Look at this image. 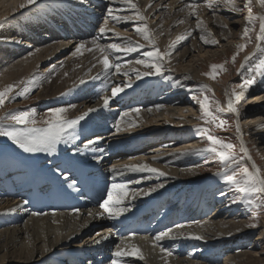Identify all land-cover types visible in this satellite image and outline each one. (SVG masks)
Segmentation results:
<instances>
[{
    "label": "bare ground",
    "instance_id": "1",
    "mask_svg": "<svg viewBox=\"0 0 264 264\" xmlns=\"http://www.w3.org/2000/svg\"><path fill=\"white\" fill-rule=\"evenodd\" d=\"M10 1L13 5H9ZM60 1L69 4L71 14L75 16L79 14L83 18V21L84 18H87L84 21L87 27L93 24L92 19L95 18L92 17L96 16L89 13L91 20H88L90 17L87 13L96 8L102 11L106 5L107 8L113 9V12L118 13L121 10H125L132 13H130L131 15L129 14L130 16L127 14L128 12L125 13L127 16H134V11L129 9L127 5L122 4L121 0ZM108 1L109 4H107ZM180 1H183L181 5L178 3ZM200 1L195 0L199 7L196 15L192 16L189 15L190 10L186 7L192 0H171L167 4L166 0H151L150 7H148L150 0H133V3L141 9L147 19L148 14L151 12H156L158 15L155 21L156 26H152L153 29H151L156 31V34H153L156 37L158 34L163 33L162 36L160 35L162 40L159 39L158 42L156 41V37H154L155 42L161 50L165 49L172 41H176L178 36L191 32V35L186 40L178 41L175 47L170 50V54L164 58L163 73H169V75L168 81H165L163 84L154 82L160 76H145L137 80L136 73L129 70L128 62H130L131 69L139 71L146 70L143 65L135 63L137 59L143 58V54L139 53H129L123 57L119 56L121 57L120 62L116 61L122 65L123 70L128 71V77L123 75V71L115 74L111 77V83L107 87H105L104 77L102 75L99 79L89 78L96 76L101 69V66L97 63V58L99 57L98 52L82 50V55L70 56L63 61L61 60L59 65L46 69L47 75L39 79V84L42 85L40 86L41 91L36 98L49 100L50 98L57 97V105L55 107L67 108L66 116L68 118H75L90 108L97 110L89 113L81 121V123L88 121L84 130L86 134L90 132L89 135L84 138L81 137L86 136L85 133L83 134L84 130L78 132V138L81 137V139L77 146L74 141L69 142V148L74 149L69 152L70 154H65L64 152H60L59 149H56L52 153V156H50L52 160L50 169H46L39 164L38 171L35 169H25L23 172H20V167L12 162H3L0 166L1 170L4 168L6 170L9 169V171L11 170L7 173L9 177L5 178V175L0 177V264H45L47 257L55 259L53 264H59L60 260H63L60 257H63L66 253L63 251H72L74 253V257L72 258L75 261H73V264H89L100 258H102L103 262L110 257L112 258L113 253L117 250L125 248L130 250L132 245L140 249L143 259L138 256H123L116 258L118 264H164V256L160 251V247H164L172 252V255L167 257L168 264H218L223 257H227L231 264H252V262L256 264L254 261L264 262V257H257L256 254L239 253L240 246L236 242L241 238H246L247 230L249 229L248 221L243 222L240 219L231 218L230 216L220 218L219 211L213 216L206 217L208 210H211L216 203H220L217 200L215 201V199H210L208 190L212 186L209 182L202 180L201 187L197 188L198 192L196 191L197 194L199 193V197L192 196L193 192L190 188L188 189L190 190V194L185 189V195L182 199L173 194L176 188L178 189L180 186L178 181H186L187 177L195 178L197 173L200 172L199 169L183 170L188 165L187 155V157H177L173 153L170 156L167 155L165 158L154 160L153 156L148 157L145 155L146 151L144 149L146 147L141 146L142 140L148 139L151 134L160 133L161 127L163 129H185L184 126L191 125L196 120L195 116L197 115H194L191 111L188 112L189 108L192 110V107L197 108L199 106L196 99H191V103L186 100L187 98L181 100L182 96L178 92L162 95L160 87L164 88L170 80L174 81L179 79L178 84L183 83V91L185 90L186 93L193 92L195 90V84L199 80H205V77L199 71V68H201L200 63L205 58L227 53V50L236 49L235 45L237 43L244 42L240 34L243 30L245 16L247 14V9L244 7L245 0H235L237 8L239 9L235 13H229L230 10H226L223 7L214 11L209 10L205 6L206 3L204 4V2L201 3ZM24 2L25 0H0V9H3V11H0V20L7 14L12 13L13 8H15L19 12V17L22 18H18L20 23L25 20H30L33 16H36L35 18L38 19L35 32L31 28L32 31L30 30L31 34L29 35L24 31L31 43L36 44L34 41L48 39V37H57L61 40L58 44L34 46L35 49L27 53L22 61H18L13 66H9L4 71H1L0 88L4 85L24 80L26 76L28 77V75L36 71L40 63L42 64L49 58L55 57L57 53L60 54V52L71 48V46L68 47V43L71 40L65 43L62 40L65 38L70 39L67 32L60 29L65 24L58 25L60 27L59 29L54 26V29H46V24L56 22L60 18L58 15L53 20L49 17V14H54V10L51 11L52 13L48 9L39 10L36 11L35 15L27 17L25 15L26 13L23 14L24 10H20V5ZM57 2L53 4V7ZM85 3H88L89 7H86ZM164 5L168 7L165 8L163 7ZM38 12L42 15L38 16ZM27 13L30 14L29 12ZM260 13L264 14V8L260 7ZM75 16H68V18L65 16L67 18L66 27L73 33V39L76 40L75 43L87 41V45L84 43L86 47L92 48L93 39L86 37L84 33L79 31L78 27L81 26L83 21L79 17L74 18ZM197 16L203 21V25L211 33V36H208L207 32H203L205 37L207 39H215L218 43L205 44L200 39L202 29L197 28ZM225 24L227 27H222ZM113 25H120V23H114ZM106 27L112 30L114 28L107 25ZM41 29H43V32L40 35ZM26 30L29 33V28ZM13 31L14 28L9 30V27L6 25H2L0 29V42L2 43L3 41L5 44H11L12 54H9V56H13V54L16 56L19 53V47L24 46V42L19 43V41L15 42L14 40L11 42L10 36L13 35ZM217 33L218 36H214ZM59 34L63 36H59ZM87 34L89 33L87 32ZM188 39L189 46H183V49L181 47V50L177 51L178 46L185 44ZM131 41L142 42L143 45H147L143 43L142 39L131 38ZM98 43L102 46L111 44H102L99 40ZM254 48L255 42L249 50L244 52L241 62L244 61L246 55L253 53ZM149 49L148 46L145 48L146 51H149ZM190 54L193 55L188 59ZM113 72H115L114 69ZM129 78L135 85L132 84L133 86L126 88L116 98L111 100L108 107H102V101L99 98L100 95L110 96L111 92L106 93V91H108L107 89L112 84L114 86H123V83ZM80 79H84L86 83L80 84ZM115 82L116 84H114ZM232 87L233 85L230 83L228 87L229 92ZM255 87V89H248L240 103L242 104L243 113L247 114V111H253L254 108L258 107L261 114H258L259 117H246L245 121L239 126L242 133L241 139L251 157L248 164L251 165L254 162L259 167L258 161L252 154V141L248 138L249 136L247 138L246 136L247 131H250L251 136L261 146L263 145L264 149V109L262 111L260 110V107L264 105V79L258 83V86L255 85ZM170 91L176 90L170 89ZM240 103L238 104L239 116L241 115ZM191 105L193 106L191 107ZM223 106L226 107L225 102H223ZM185 107L187 108L185 109ZM133 109H139V112L137 113ZM123 113H128V115L122 116ZM228 113L234 114L231 112ZM43 116L45 114H41L39 118ZM104 116H107L105 117L106 121L103 124L104 126H101L100 123H103L102 118ZM116 119L121 121V128L124 129L122 132L120 131L121 135L118 136L130 134V138H126V141L123 142L115 140L112 144H105L103 132L112 128L113 123L117 122ZM129 122H135V126L129 129ZM101 128L104 131H101ZM95 133H99V135H94ZM140 133H145L147 136L131 137ZM148 134L150 135L148 136ZM97 137L100 139H97ZM90 140L95 141V143L91 144V146L97 147L95 152L89 150L92 147H84L85 143ZM188 143L186 145L182 144L183 147H178V150L183 151L196 146L193 142ZM63 144L67 145L65 143ZM100 149H103V151H99ZM76 151L78 153H74ZM94 156H100L101 160L98 162L93 159ZM100 162L105 163L104 169H101L98 165ZM141 163H146L152 168L167 173V175L158 177L156 174L150 172H131L124 170L123 175L115 176L110 171L113 165L121 166ZM57 168L65 169L68 173V178L58 177L59 173L56 171ZM43 175H46L47 178H40ZM73 180L76 182L75 187L70 188L68 185ZM112 183L127 184L130 191L128 197L123 202V206L129 210L119 217L110 219L107 213H104L102 216L97 215V213L103 212V209L99 205L107 198L108 189ZM159 184H163V187H156ZM216 185L219 186V184ZM151 188H156V190L148 196L138 195L135 198L131 196L132 191L143 193ZM8 197L12 198L9 200ZM189 198H192V201L189 202L190 204L183 203ZM24 201H27V203H23ZM170 204H175V207H169ZM136 205L141 207L136 209ZM183 206H186V209L182 211L180 208ZM9 209L14 210L10 211ZM74 209H78L79 211L74 212ZM163 209L166 213L162 214L161 217L160 211ZM90 211L93 213L91 216L89 215ZM34 213L38 215H34ZM158 216L159 218H157ZM154 221H157L159 225H152ZM104 223H107V226L97 228L91 237L87 236L82 238L80 242H74L86 231L96 225ZM177 226H182V228ZM169 229L172 230L173 234L180 231L185 233L192 232L203 236L204 239H193L187 236H177L175 239L165 237L159 242V246H155L153 239L156 234ZM98 233L100 234L99 236L97 235ZM229 233L231 234L229 235ZM258 238H260V235ZM96 240H100V243H95ZM116 241L119 244L113 247ZM224 241H227L229 244L227 249L222 247L223 243H225ZM112 243L114 244L111 245ZM200 244L209 245L213 247V250L208 256L193 259V256L189 252L193 249L196 250L195 247L200 246ZM230 253L234 254L228 257ZM83 255L86 256L82 258ZM72 258L69 262H72Z\"/></svg>",
    "mask_w": 264,
    "mask_h": 264
},
{
    "label": "rangeland",
    "instance_id": "2",
    "mask_svg": "<svg viewBox=\"0 0 264 264\" xmlns=\"http://www.w3.org/2000/svg\"><path fill=\"white\" fill-rule=\"evenodd\" d=\"M81 1H83V0H81ZM109 1L107 2V4H109ZM166 1H167L166 2V4H167L171 0H166ZM56 2H57V4H55V6L53 7V4ZM200 2L201 3L204 2V4H205L207 2V0H201ZM64 3L65 2H61L60 0H37V3L35 5H30V6H27L26 8L20 9L22 11L24 10L23 14L26 13L25 15L27 17H31V15L32 16L35 15L36 11H39V10H47L48 9L50 12L52 10H54V14L53 15L49 14V17L52 18V20H53L54 17L58 15L60 18H58L59 20L57 19L58 21H56V22H51V24H46V27H47L46 29L51 30V29H54V27L59 29L60 27L58 25L65 24L60 29H63V31L67 32L70 39L65 38L62 40H64L63 43H65L68 40H71L68 43V47L71 46V48L66 49L63 52H60V54L57 53L55 57L49 58L47 61L43 62L42 64L40 63L38 65V68H36V71L32 72V74L28 75V77L26 76L24 80H20V81L18 80L19 82L10 83V84L17 85V88H14L13 92L10 93V95H15L16 91L22 86L21 85L22 81H26L33 76H37L39 78H42L44 75L45 76L47 75L46 69H48L49 67H55V66L59 65L61 60L63 61L65 58H68L70 56L72 57V52L74 51L75 46L78 42L75 43L76 40L73 39V33H71L70 29H68L66 27L67 26L66 20H67L68 16L73 17L75 15L71 14V10L69 9V4H67V3L64 4ZM178 3H179V5H181V3H183V1H180ZM62 4L64 7L62 6ZM9 5H13V3L10 1ZM85 6L89 7L88 3H85ZM12 7H14V6H12ZM260 7L261 6L257 3V0H252V8H253L254 13L261 14L260 13ZM1 10L3 11V9H0V11ZM108 10H109V8H107V5H106V7L102 11H99V9L96 8V9H92V11L88 12L87 14L90 13L93 16H95V15L97 16V17L96 16L92 17L95 19H92L93 24L90 25L89 27H87L85 22H84L87 18L86 19L84 18V21H83V18L80 17L79 14H78V16L76 15L74 18L79 17V19H81L83 21L82 22L83 24L81 23V26L78 27L79 31L84 33V35H86V37H88L90 39H96L100 27L104 26V25H105L104 27H106V25H107V26L114 27L113 28L114 31H108L102 38H98L99 42H102V44H104V43H117V44L124 45V44H126V41L123 39L124 37L142 39L143 43L147 44V41H145L141 35L136 34L137 32L135 31V28L141 23L140 21L130 19L128 21H121L120 25L114 26L113 24L116 22L113 21L111 19V17L108 15ZM217 11H222V10H217ZM27 12H29L30 14H28ZM96 12L97 13L99 12L98 15ZM127 12L128 11H125V10L122 11L121 10L118 13L112 12V15L127 16L125 14ZM130 13L131 12H128L127 14L129 15ZM229 13H231V11ZM90 14L88 15L89 17H90ZM37 15L39 16L42 14L40 12H38ZM20 16H22V15H20ZM35 17L36 16H33V17H31L30 20H25V21H22L20 23L18 21V18H20V19H22V18L19 17V12L16 11L15 8H13L12 13H9V15L7 14L6 16H4L0 20V29L2 28V25H6L7 27H9V30H11V28H14V31L12 32V34L14 36L13 35L10 36L11 42H12V40H14L15 42L19 41V43L24 42V46L28 45L26 48H23L24 46L19 47V53L16 56L14 54H13V56H9V54H12L11 53V44L10 43L5 44V43H3V41H2V43L0 42V74H1V71H4L9 66H13L18 61H22L27 53L32 51V49H35L34 46L36 47L39 45L47 46V45L58 44L59 41L61 40V39H58L57 37H55V38L48 37V39L46 38L44 40L40 39V40L34 41L36 44H34L33 42L31 43V41L27 38L28 36H26V35L31 34V32H30L31 29H33L34 30L33 32H35L37 25H38V19ZM157 17H158V15L156 14V12H151L148 14L147 24H148L150 29L152 28V26H156L155 21H156ZM88 20H91V17ZM50 21H51V19H50ZM23 24H24V27H23ZM29 26H31V27H29ZM21 28H23V29H21ZM27 28H29V33H28V30H26ZM19 30H21V31H19ZM258 30H259V24L257 23L255 25V31H258ZM24 31L27 34H25ZM152 31H153V34L155 35L156 31L155 30H152ZM255 31L250 33V35L252 37V43H248L247 46L245 47V49L243 51L239 52L238 55H236L235 62L232 61V57H233V54L237 51V49L230 50V51L227 50V53L220 54L219 56H213L210 58H205L200 63L201 68H199V71L205 77V80H199L195 84V90L193 92H191V93L187 92L186 93L185 90L183 91V89H184L183 85H182L183 83L178 84L177 81H180L178 79V80H174V81L170 80L164 88L160 87V89L162 91L161 94L162 95H164V94L168 95L171 93L173 94L175 92H178V94H180V96H182L181 100L187 98L186 100L189 103H191L190 101L193 98L194 99L202 98L201 92H200V86L201 85H208L209 88L212 89V91L211 92L205 91L204 95H207L210 99L220 101L222 105H223V102L226 103L227 97L225 96V91H229V89H228L229 84L232 83V85H233V87L230 90H232L233 88H236L239 84H241L243 82L244 79H248V78H251L252 76L256 75V71H255L256 66L258 64H260L261 62H264V55H262L260 52H257L255 54L256 56H253L249 60V62L247 64H245L244 68L240 69V71L237 72V69L240 68V65H241L240 63H242L241 62L242 55L244 54L245 51L249 50V48L255 42ZM41 32H43V29L40 30V35H41ZM87 32L89 34H87ZM9 33H10V31H9ZM115 33H119L120 36L117 37L115 35ZM69 34H71V35H69ZM15 35H16V37H15ZM42 35H44V34H42ZM154 35H153V37H156ZM160 35L162 36L163 33L158 34V36L156 37L157 42L159 39H161ZM59 36H63V35L59 34ZM214 36H218V33L215 34ZM83 43H85L87 45L88 42L85 41ZM188 43H189V39H188V41L185 42V44L179 45L177 51L181 50V47L183 49L184 47L189 46ZM140 44H142V42ZM156 45H157V43H156ZM146 47H147V45H145V47L140 49L138 52H133V53L143 54V52L146 51L145 50ZM9 48H10V50H9ZM23 49H25V50H23ZM116 55H117V57H115ZM191 55H193V54H190L188 56V59ZM194 55H196V54H194ZM113 56L111 58H113L114 61H116L118 58L117 61L120 62L119 60H121V57H119V56L123 57L125 55L122 53H115ZM213 64H217V65L223 64L224 68L226 69L223 71H218V74L216 75L215 79H212L209 76L204 75V73H208L211 71L210 65H213ZM168 75H169V73H163V75H160V77L154 82L157 84H163V83H165V81H168V79L164 78L165 76L168 77ZM263 79H264V76L256 75V82L257 83L255 82L249 89H251V88L255 89L256 88L255 85L258 86V83H260ZM175 81H176V83H175ZM39 82H40V80L37 82L36 86L33 88V90L26 97L22 98V97L17 96L15 99L7 100L3 106H0V115H3L4 113L12 111V110H27V109L31 108V109H34L36 112L37 125L42 124L43 121L39 118V116L41 114H46L47 110L49 108H54L57 105V100H56L57 97L56 98L55 97L50 98L49 100H41L38 97H37L38 98L37 99L36 96L39 95V93L41 91L40 86L42 85V84H39ZM114 84H116V82ZM132 84L135 85L134 82ZM6 86L7 85H4L0 89H3ZM113 86L114 85L112 84L107 89L108 91H106V93H110L111 87H113ZM170 89L176 90V91L171 92ZM179 90H180V92H179ZM196 101H197V99H196ZM241 105L242 104L240 103L239 108L241 110L240 111L241 115L238 117L239 118V120H238L239 125L241 123H243L245 121V118L248 116L259 117L258 114L260 112H259L258 107L254 108L253 111H250V112L247 111V114H245L242 112V106ZM192 106L193 105H191V107ZM263 106L260 107L261 111L264 109ZM186 108L187 107H185V109ZM191 109L192 110H190V108H189L188 112L191 111V113H194V115L195 114L197 115V116H195L196 122L194 121V122H192L191 125L184 126L185 129H183V128L178 129L179 131L177 129H174V128H172V129L164 128L163 129V127H161V128L159 127L161 130L160 133H155V134H151V135L148 134V136L150 135L148 137V139L146 138V139L142 140V142H141V146L146 147L144 149L146 151L145 155H147L148 157H151V156L158 157L157 159L165 158L167 155L170 156L171 154L175 153L176 151H179L178 149L181 148V146L183 147V145H186L188 142H190V143L193 142L194 144H196V146L190 147V149L201 148V147L206 146L208 142L206 140V137H203L201 135V133L199 131L200 127H210L213 135H216L218 138L224 140L225 142H230V143L236 145L235 152L238 155H242L241 153H239L240 139H238V135L235 132V127H236V123H237V119H238L236 115H234V114L232 115L228 112L220 113L219 115L221 116V118L228 121L227 125H225V127L223 129H221V128H217V127L212 126V125H205L203 120L198 119V117L200 115L199 106L197 108L192 107ZM247 110H249V109H247ZM118 115L120 116V114H118ZM105 117H107V116H104L102 118L103 123H100L101 126L106 121ZM85 122H86V124H85ZM80 123H81V121H80ZM87 123H88V121H83V123L79 124L76 127V129L74 130L75 136L73 138H71L70 140H68L67 142L59 143L56 146V149H59L60 152H64L65 154L66 153L68 154L69 152H71V150L73 151L74 150L73 148H69V146H70L69 142L72 139H74L75 137H76L75 139L78 138V135H77L78 132H82L84 130V128L86 127ZM115 124L116 123L114 122L112 125V128H110L109 130H106V132H103L104 137H105L104 138L105 144H112L115 140L118 142L119 141L123 142V141H126V138H130V134L118 136V135H121L122 131L121 132L115 131L116 130L114 128ZM19 127H23V126H19ZM102 128L105 130L104 127H102ZM102 128L100 130L104 131ZM84 132H86V131L84 130ZM84 132H83V134H84ZM96 133L94 135H99V133L98 134H96ZM250 133H251L250 131H247L246 138L249 136L248 138H250V140L252 141V144H251L252 154L254 155L256 160L258 161L257 163H258V166L260 167L261 171L264 172V149H263V145L261 146L259 144V142H257L254 139V137L251 136ZM138 136L146 137L147 135H145V133H140V134H135L131 137L137 138ZM155 137H157V138H155ZM113 138H115V139H113ZM123 139H125V140H123ZM152 139L153 140L155 139V140L153 141ZM63 143H65L67 145H64ZM175 143H177V144L175 145ZM255 143H256V145H254ZM88 147L89 148L92 147L89 149L91 152H95L97 150L96 146L93 147V146L89 145ZM74 153H78V151H76ZM148 153H149V155H148ZM50 156H52V154L49 155L48 153H43V152L26 153L22 149H20L18 146L13 144L7 137L0 136V166L2 165L3 162L4 163L5 162H7V163L12 162V163H15L16 166L20 167V169H19L20 172H23L25 169H28V170L35 169L36 171H38L39 170V166H38L39 164L41 166L45 167L46 169H50L52 166V160H51ZM184 156H186V155H184ZM187 156H186L187 157L186 159H187L188 165L186 168H183V170H185V169H199L200 172L197 173L195 178L187 177L186 181H178L179 185H180L178 189H181V191L177 192L176 194L174 191L173 194H175V196H180L179 194H181V192H183V189L184 190L186 189V191H188L190 194V190H188L190 188L193 192L192 196L195 195L194 197H199V193L197 194V192H198L197 188L201 187L200 184L204 180L209 182L212 186L211 189H215V191H217V194H216V192H212L210 194V196H209L210 199L211 200L215 199V201L217 200L220 203H216V205L213 206L211 208V210H208L206 217L213 216L214 214H216V212L219 211L220 218H226V217L230 216L231 218L240 219V221H243V222L248 221L249 225L254 224L255 225L254 227L249 226V229L247 230L248 233H247L246 238H244V239L241 238L239 241L236 242V244L238 246H240L239 253L240 252L253 253V254H256L257 257H264V211H261L259 209L250 208L249 206L244 204L242 202V200L240 198H238V194L235 192V190L232 189L230 186L226 185L224 183V181L221 179V177H218L214 174L219 168L218 160L213 159L208 153H191V154H188ZM10 158H13V159H10ZM205 161H207V163ZM246 163H248V161H246ZM98 165L101 167V169H104V167H105V163H103V162H100ZM189 165H191V166H189ZM249 166H250V164H249ZM4 171H9V169L6 170L4 168L2 170V172H4ZM64 171H66V170L64 169ZM2 175H4V174L0 173V177H2ZM58 177L61 178L62 176L60 174H58ZM40 178L46 179L47 177H46V175H43V177H40ZM216 184H219V186ZM215 185H216V187H214ZM221 192L224 193L223 196L220 195ZM8 198L10 200L12 197L11 198L8 197ZM189 199H191V201H192V198H189ZM221 199H222V201H221ZM257 199H259V198L257 197ZM207 200H209V199H207ZM140 207H139V205L135 206L136 209L140 208ZM164 213H166V212L163 211L162 214H164ZM218 215H217V217H218ZM254 215L256 217L255 219L253 218ZM160 216H161V212H160ZM222 216H225V217H222ZM157 218H159V216ZM156 222L157 221H155V224H156ZM104 226H107V223L94 226L92 229L86 231L83 235H81L74 242L75 243H77L78 241L80 242L82 240V238L87 237V236L91 237L93 232L97 228H102ZM247 231H245V232H247ZM259 235H260V238H258ZM224 242L225 243H223L222 247L227 249L229 244L227 243V241H224ZM259 242H260V244H259ZM113 244L114 243H112L111 245H113ZM117 244H119L118 241H116V243L113 245V247ZM212 248L213 247H211L209 245L200 244V246L195 247L196 250L193 249L192 251L189 252V254L191 256H193V259L201 258L203 256H208L210 254V252L213 250ZM262 250H263V252H262ZM232 254H234V253L228 254V257L231 256ZM241 258H244V257H241ZM113 259H116V258L110 257L107 260H105L106 262L105 261L101 262L99 260L100 262H98L97 264H111ZM252 260L254 261V259H252ZM93 262L94 261L90 262V264H93ZM254 262L256 264H264V262H256V261H254ZM218 264H231V263H229V260L227 257H225V258L223 257L218 262ZM252 264H254V263L252 262Z\"/></svg>",
    "mask_w": 264,
    "mask_h": 264
},
{
    "label": "snow or ice",
    "instance_id": "3",
    "mask_svg": "<svg viewBox=\"0 0 264 264\" xmlns=\"http://www.w3.org/2000/svg\"><path fill=\"white\" fill-rule=\"evenodd\" d=\"M37 0H25L24 3L20 5V7L26 8L30 5H35ZM121 3L127 5V7L134 11L133 17L128 16H116L112 15L113 9L109 8L108 15L111 17L113 21L116 23H120L121 21H128L130 19H134L136 21H140L141 23L135 28L137 34L141 35L142 38L147 41V46L151 49L149 51L143 52V58L137 59L135 61L136 64L143 65L145 67V71H139L136 69L130 68V62H128L129 70L134 71L136 73V79L139 80L145 76H160L163 75V66H164V58L170 54V50L175 47L178 41L186 40L191 32L186 35H181L177 37L176 41H172L165 49L161 50L155 42L153 37V31L149 28L147 24V17L143 14L141 9L133 3V0H121ZM257 3L264 8V0H257ZM151 6V0L149 2L148 7ZM209 10H216L220 7H223L226 10H230L235 13L239 9L235 3V0H207L205 5ZM163 7L167 8V5ZM189 8V15L195 16L198 10L199 5L192 0L189 4L186 5ZM244 7L247 9V14L245 16V24L243 30L241 32V39L244 40L243 43H237L235 45L237 51L233 54L232 61L235 62L236 55L239 52L243 51L248 43H252V37L250 33L255 31V25L259 24V30L255 31V48L253 53H249L244 57V61L241 63L240 68L237 69V72L240 69L244 68L245 64L249 62V60L255 56L256 52H260L264 55V14H256L253 12L252 8V0H245ZM251 26V27H250ZM222 27H227V25H222ZM197 28L202 29V34L200 39L205 44H216L218 41L215 39H207L203 32H207L208 36H211L210 31L203 25V21L197 16ZM108 31H114L112 29H107L104 26H101L97 38L92 41V48H87L84 43H77L74 51L72 52V56L82 55V50H86L89 52H98L99 57L97 58V63L101 66L100 71L94 77H89L90 79H99L102 75L104 77L105 87H107L111 83V77L115 74L121 73L123 71V75L128 77V71L123 70L122 65L117 61L111 59V57L115 53H122L127 55L129 53L138 52L140 49L144 48L145 45L140 44L139 42L131 41V38L124 37L123 39L126 41V44L121 45L117 43H111L106 46H102L98 43V38H102ZM117 37L120 36L119 33H115ZM118 60V58H117ZM95 67V65H93ZM211 71L208 73H204V75L209 76L212 79H215L218 71L226 70L223 64L210 65ZM113 69L115 72H113ZM90 71V70H89ZM256 75L264 76V62H261L256 66ZM256 75L251 78L244 79L241 84H239L236 88H233L230 92L225 91V96L227 97L226 107L221 104L220 101L210 99L207 95H204L205 91L211 92L212 89L209 88L208 85H201L200 92L202 98H196L197 103L199 104L200 115L198 119L204 121L205 125H212L217 128L223 129L225 125H227L228 121L222 119L219 115L224 112H231L236 114L237 118L239 117L238 104L245 97L248 89L256 82ZM168 79L167 76L164 77ZM39 77L33 76L26 81L21 82V87L16 91L15 95H10L13 92L14 88H17L15 84H9L3 89H0V106H3L5 102L9 99H15L17 96L26 97L36 86L39 81ZM80 84H85L86 81L84 79L79 80ZM177 83H179L177 81ZM132 86L131 79H127L123 86L115 85L111 88V95H100V100L102 101V107H108L110 101L116 98L120 93H122L126 88ZM74 107V106H70ZM95 108H90L86 112L75 118H68L66 116V112L68 111L65 107H55L47 110L45 116L40 119L43 121L42 124L37 125L36 120V112L34 109L27 110H12L9 112L0 115V136L7 137L13 144L18 146L26 153H48L51 155L56 151V146L61 142H67L74 136V130L79 125L80 121L84 120L85 117L89 115V113L96 111ZM135 112H139V109H133ZM128 113H123L122 116H127ZM23 126V127H19ZM135 126V122H129L128 128ZM117 132H120L124 129L121 128V121L117 120L114 125ZM199 131L203 137H206L207 145L201 148L195 149H185L183 151H178L173 155L184 156L191 153H208L213 159L218 160L219 168L214 173L216 176L221 177L224 183L230 186L235 192L238 194V198L242 200L244 204L253 209H259L264 211V172L261 171L259 167L253 162L249 166L246 161H250L251 157L248 154V150L244 145L243 140L241 139L242 133L239 126V122L237 119L236 123V132L238 135V139H240L239 145V153L242 155H238L235 152L236 145L225 142L224 140L218 138L216 135L212 134V130L210 127H200ZM97 139H100L97 137ZM95 143V141H87L84 145L87 148L89 145ZM99 151H103L100 149ZM158 157H154L157 159ZM93 159L98 162L101 160L100 156H94ZM207 163V161H205ZM124 170L131 172H150L156 174L158 177H164L167 173L160 171L159 169L152 168L146 163L141 164H125L121 166L113 165L110 171L115 176L123 175ZM57 173H59L65 179L68 178V173L61 168L56 169ZM75 181H71L69 183L70 188L75 187ZM156 187L162 188L163 184H159ZM156 188H151L147 192H138L132 191L131 196L135 198L138 195H149L151 192L155 191ZM129 189L127 184L122 183H112L110 188L108 189L107 198L99 205L103 212L97 213V215H104L107 213L110 219L119 217L123 215V213L127 212L129 209L123 206V202L126 197L129 195ZM221 196L224 195L223 192L220 193ZM257 197L259 199H257ZM23 203H27L24 201ZM13 211L14 209H9ZM74 212H78V209H74ZM34 215H38L34 213ZM89 215H93L90 211ZM256 218L255 215L253 217ZM250 227H254L255 225H249ZM182 228V226H177ZM231 233H229L230 235ZM100 235L99 233L97 234ZM177 236L193 239H204L203 236L188 232L185 233L180 231L178 233L173 234L172 230L169 229L164 232L157 233L153 239V244L155 246H159V242L162 241L165 237H171L175 239ZM106 238V237H103ZM95 243H100V240H96ZM161 253L164 256V264H168L167 257L172 255V252L164 247H160ZM123 256H138L143 259V255L140 249L132 245L130 250L128 248L117 250L113 253V257H123ZM111 264H118L116 259H113Z\"/></svg>",
    "mask_w": 264,
    "mask_h": 264
}]
</instances>
